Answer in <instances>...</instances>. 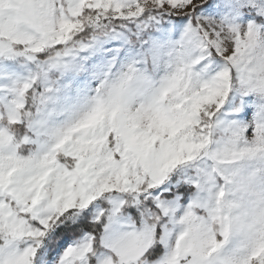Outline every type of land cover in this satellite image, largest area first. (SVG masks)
Here are the masks:
<instances>
[{
  "label": "snow or ice",
  "instance_id": "1",
  "mask_svg": "<svg viewBox=\"0 0 264 264\" xmlns=\"http://www.w3.org/2000/svg\"><path fill=\"white\" fill-rule=\"evenodd\" d=\"M0 264H264V0H0Z\"/></svg>",
  "mask_w": 264,
  "mask_h": 264
}]
</instances>
